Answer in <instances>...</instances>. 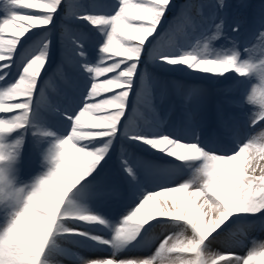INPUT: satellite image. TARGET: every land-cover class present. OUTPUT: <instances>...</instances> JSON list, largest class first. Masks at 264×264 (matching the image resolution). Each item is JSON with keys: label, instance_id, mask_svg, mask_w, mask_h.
Listing matches in <instances>:
<instances>
[{"label": "snow or ice", "instance_id": "snow-or-ice-1", "mask_svg": "<svg viewBox=\"0 0 264 264\" xmlns=\"http://www.w3.org/2000/svg\"><path fill=\"white\" fill-rule=\"evenodd\" d=\"M172 2L0 0V264H55L62 242L107 253L78 264H264V242L243 255L212 249L226 234L244 237L251 217L264 223V30L241 52L219 16L225 0H192L165 27ZM222 39L231 46L216 47ZM56 52L53 73L77 82L63 108L46 98ZM154 71L252 84L253 110L240 120L218 105L205 141L203 90L173 82L186 108L178 125L165 124L153 87L163 99L169 85ZM29 136L43 170L25 182ZM114 201L126 204L114 214L98 207Z\"/></svg>", "mask_w": 264, "mask_h": 264}, {"label": "rangeland", "instance_id": "rangeland-1", "mask_svg": "<svg viewBox=\"0 0 264 264\" xmlns=\"http://www.w3.org/2000/svg\"><path fill=\"white\" fill-rule=\"evenodd\" d=\"M250 1L251 0H225V7L219 12V16H221L225 21V27H224L225 35L227 37H229L230 39L235 40L237 42L238 50H240L241 52H243V49H244L246 44L249 47L254 46L257 42L258 31L264 30V28H262V25H264V10L257 12L255 9L254 10L249 9ZM78 2L82 3V4H88V5H92V4L100 5V4L111 3V0H93V1L92 0H78ZM173 2H174V0H173ZM173 2H172V7H171L170 11L167 13V16L165 19V25H164L165 27L168 26L169 21H173V17L176 16L177 12L182 8V6L191 2V0H179L175 3H173ZM197 2H203L205 4H213L214 5L217 3V0H198ZM245 11H249L248 17H246V18L244 17ZM207 12H208V9H205V13H207ZM2 14H3L2 10H0V15H2ZM173 23H175V21H173ZM74 24H75V22H74ZM237 24H239V30H238V32L234 33L231 31V29H232V27H234ZM72 29L74 31L80 30L78 26H76L75 28H72ZM221 45H225V46H229V47L231 46L227 40H223V39L216 42V47H220ZM89 49H90L89 51L91 53L92 52L91 47ZM57 55H59V52H56V54L54 56H57ZM244 58H247L246 54H244ZM149 71H153L151 65H149ZM155 72H158V71L153 72V75L157 78V80L168 83V81L164 80L163 78H158V75ZM158 73L160 75L170 74V73H160V72H158ZM55 74L61 75V73H55ZM175 74L177 75L175 82H178L181 84V80L179 79V77L182 76V74H180V73H175ZM227 75L232 76L231 73H229ZM222 79H228V78H222ZM65 80H66V78H65ZM228 80L230 81L229 82L230 86L228 89H226V88L224 89L225 96L228 93H232V89H233V91H236V86L231 88V85L233 84L234 79H228ZM50 82L51 81L48 80V83H50ZM65 86L73 96H76L75 89L77 87V82H75L71 79H67ZM156 86H159V85H154L153 96H154ZM185 86L186 87H191V86L198 87L195 84L185 85ZM250 90H251V88H248L247 91L245 92L244 97L246 99H244L242 103H237V102H232L230 100L226 101V100L220 99V104H222V106L225 107L227 110L232 109L233 113H234V117H236L237 119L243 120L246 117L245 113L247 112V109L253 110V106L247 104V92ZM54 91L56 92V94H54V95L57 96L58 98L62 99L64 97V94L60 93L57 88H54ZM157 109H159V108H157ZM165 114L170 115L168 108L166 109ZM163 122L166 123L167 119L163 120ZM173 125H176V122H174ZM129 151L131 153H133V151H139V149H130ZM40 169H43V165L41 166ZM118 182H120V181L118 180ZM250 220H251V224L248 227V230H247L244 237H241L239 235L232 236L231 234H226L224 237H221L219 240H217L216 242L213 243L212 249L214 251L215 250L234 251L235 245H236L235 243L237 241L241 240L242 238H244L245 247L243 248V252H242V255H243L246 251V246L250 247L253 242H257V243L264 242V223H262L261 220L257 217H251ZM61 247L65 248L67 250V249H71L75 246L64 244L62 242ZM141 252H142V250H141ZM237 254H239V253H237ZM60 258H62V255H58V256L53 257L55 263L56 262L58 263L59 262L58 260Z\"/></svg>", "mask_w": 264, "mask_h": 264}, {"label": "bare ground", "instance_id": "bare-ground-1", "mask_svg": "<svg viewBox=\"0 0 264 264\" xmlns=\"http://www.w3.org/2000/svg\"><path fill=\"white\" fill-rule=\"evenodd\" d=\"M59 62L60 60L56 61V63H59ZM54 68H55V65H54ZM49 73L54 74L53 72H49ZM171 76H172L171 74H167V75H161L159 77H163L164 80L169 82V79L171 78ZM173 77L176 78L175 76ZM187 79L190 80L191 82L201 83L199 87L203 90V103L199 109L198 118L202 121L201 128H200V134L205 141L213 139V132H214V129L217 128V123H218L217 107L215 106V109H213L211 107L212 102L214 101L216 105L220 106V104L218 103V99L228 100L230 98V101L240 103L245 99L244 93L246 92V89L248 87L251 88L253 86L251 84H248L243 87H236V91H233L232 89V93H228L225 96L224 89L229 88L230 86L229 80H224L222 78L199 79L197 78V74H194L193 76ZM52 82L62 93L66 94L67 100L66 99L59 100L58 98L53 97L48 91H46V98L50 102L58 103L62 108L66 107L67 104L65 102L70 101V98H72V96L68 92H66L65 81L54 78ZM171 85L172 84H169L167 94L163 99H161L160 87H157L156 88V99L154 101V106H158L162 109L165 108L166 105L168 104L172 106L175 103V105L178 104L180 106L178 108L177 107L175 108L173 106V108H175V111L172 113V116L169 118L170 119L168 123L169 125H171L172 122L175 120L177 121L179 120V122H181V120L184 118V113H185V108H186L185 104L183 103V98L182 100L178 101L180 96L176 93V90ZM234 85H235V81H233L231 88H233ZM209 93H211V97L209 96ZM222 110L229 117H232V113L230 111H224V109ZM251 111H252L251 109H247V115H250ZM149 115L152 117L150 113ZM156 115L159 117V119H162L163 117V116L161 117L159 111L156 113ZM145 116L149 117L146 113H145ZM26 159H29L35 162V166L31 170H26V167H27ZM42 163H43L42 149H40L37 146H34L32 137L29 136L26 139L25 147L23 149V158H22V162L20 165V173H19L20 177L21 176L32 177V176L39 174L41 171L38 170V167ZM109 169L113 172V178H115V176H118L121 179L120 173L117 170V163L115 159L109 162ZM148 187H152V185H148ZM125 204H126V201H114V202H109L107 204L98 205V207L102 208L107 213L114 214L116 211L124 207ZM75 252L77 253V255L81 254L80 256H83V257H95V256H106L107 255V253H104L101 251H98L96 253L95 252L92 253L89 251L87 256L85 255V252L81 253L79 249L75 250ZM68 261L71 264H78L77 260L76 262H74L68 259Z\"/></svg>", "mask_w": 264, "mask_h": 264}]
</instances>
